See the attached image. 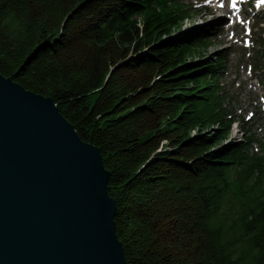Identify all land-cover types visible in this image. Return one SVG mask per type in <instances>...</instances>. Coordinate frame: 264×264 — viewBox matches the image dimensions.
Wrapping results in <instances>:
<instances>
[{
    "label": "trees",
    "instance_id": "1",
    "mask_svg": "<svg viewBox=\"0 0 264 264\" xmlns=\"http://www.w3.org/2000/svg\"><path fill=\"white\" fill-rule=\"evenodd\" d=\"M197 13L189 0H0V74L99 149L127 264H264V152L229 137L226 53L183 28Z\"/></svg>",
    "mask_w": 264,
    "mask_h": 264
},
{
    "label": "water",
    "instance_id": "2",
    "mask_svg": "<svg viewBox=\"0 0 264 264\" xmlns=\"http://www.w3.org/2000/svg\"><path fill=\"white\" fill-rule=\"evenodd\" d=\"M109 177L53 99L0 74V264H127Z\"/></svg>",
    "mask_w": 264,
    "mask_h": 264
},
{
    "label": "rangeland",
    "instance_id": "3",
    "mask_svg": "<svg viewBox=\"0 0 264 264\" xmlns=\"http://www.w3.org/2000/svg\"><path fill=\"white\" fill-rule=\"evenodd\" d=\"M189 3L198 13L183 28L212 38L208 53H226L221 84L228 93L226 104L239 120L230 137L245 140L251 136L250 153L260 156L264 152V71L253 65L255 53L264 44V0L237 3L189 0ZM234 11L238 12L236 16L232 14ZM240 19L241 24L237 21ZM247 27L251 28L250 35L245 32Z\"/></svg>",
    "mask_w": 264,
    "mask_h": 264
}]
</instances>
